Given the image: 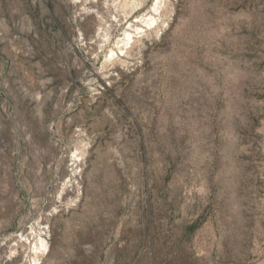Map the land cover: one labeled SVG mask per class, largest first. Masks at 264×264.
I'll return each mask as SVG.
<instances>
[{"label":"rangeland","instance_id":"1","mask_svg":"<svg viewBox=\"0 0 264 264\" xmlns=\"http://www.w3.org/2000/svg\"><path fill=\"white\" fill-rule=\"evenodd\" d=\"M74 2L0 0V264H264V0H164L123 72Z\"/></svg>","mask_w":264,"mask_h":264},{"label":"bare ground","instance_id":"2","mask_svg":"<svg viewBox=\"0 0 264 264\" xmlns=\"http://www.w3.org/2000/svg\"><path fill=\"white\" fill-rule=\"evenodd\" d=\"M134 1H135V5L132 6L133 8H130L129 11H127L128 10L127 8L126 12L124 11L125 15L123 14L120 15L119 12H118L119 14L115 13L114 7L110 3L111 0H100L99 2L92 1L93 3L92 2L89 3L86 0H75L73 7L76 11L80 13V17H81V19L79 18L80 22L85 21L84 24L86 26L82 25L83 28L91 29L94 27L96 23V18L94 17L93 12L99 14L102 18L101 22H104L101 33H99L97 37L91 35V33L86 35L85 34L86 31H85L83 34L80 35L78 42L77 41L76 43L74 42L75 45L78 47L81 46L82 48L80 49L83 48L89 49L92 54H95L96 52L95 54L96 61L100 58L102 54H105L104 55V58L106 59L105 61L111 63V67L113 66L114 68L115 66L121 72L125 71V63L127 62L126 59L123 60L122 58L124 57L128 58L130 56V52L133 48V43H136L135 40L141 38V35L143 33L144 34L146 33L145 35H147L148 30L157 28L158 26L161 25L160 19L163 16L162 13H164L162 12L163 10L162 5H164L163 4L164 0H134ZM126 3L127 1L125 2V4ZM128 5H130V3ZM84 40L92 41V42L91 44H88L87 42H84ZM144 44L146 43H143L142 46L143 49L145 48ZM115 62L117 63L115 64ZM103 70H104L103 68L99 70L98 74L101 75L104 74L105 72ZM94 82L97 81L94 80L93 83ZM73 154L74 155L72 156L71 159L73 163L72 164L70 163L72 167L70 169L71 175L68 180L66 179H65L66 181L64 180L65 182L64 184L62 183L63 189L68 187L69 192L70 191L73 192L75 190V184L77 183L76 177L79 173L78 162L82 161L81 157H80L81 160L78 159L79 157L76 152ZM48 229L49 228L47 225L44 226L40 223H37V227L35 228V230H37L38 232H34L33 231L34 228H32L33 233H35L34 237L31 238V236L28 233L26 234L25 232L18 235L16 242L11 245L10 248L11 255L14 253L13 249L18 251L20 248H24L26 247V245H28V247H26L25 249L28 250V254H29L28 257L30 259V264H38V262L41 259L40 256L44 255L49 250L50 247V242H49L50 231L48 232Z\"/></svg>","mask_w":264,"mask_h":264}]
</instances>
